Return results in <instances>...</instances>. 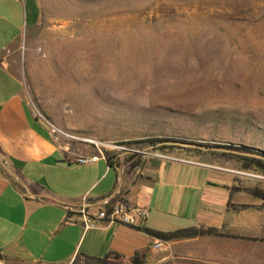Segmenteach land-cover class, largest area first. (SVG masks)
Returning a JSON list of instances; mask_svg holds the SVG:
<instances>
[{"label":"rangeland","instance_id":"374dc122","mask_svg":"<svg viewBox=\"0 0 264 264\" xmlns=\"http://www.w3.org/2000/svg\"><path fill=\"white\" fill-rule=\"evenodd\" d=\"M40 13L9 57L56 141L226 169L239 165L217 146L264 152V0H41Z\"/></svg>","mask_w":264,"mask_h":264},{"label":"crops","instance_id":"0c3cea01","mask_svg":"<svg viewBox=\"0 0 264 264\" xmlns=\"http://www.w3.org/2000/svg\"><path fill=\"white\" fill-rule=\"evenodd\" d=\"M40 8L41 0H0V264H69L76 255L107 254L117 256L111 264H131L135 253L141 264H264V205L248 193L262 189L259 174L156 157L130 171L101 158L77 165L93 149L75 152L38 124L9 55L22 32L38 28ZM118 199L146 210L140 229L64 223V206L93 212ZM189 228L217 236L162 242L144 233Z\"/></svg>","mask_w":264,"mask_h":264},{"label":"trees","instance_id":"16d2710c","mask_svg":"<svg viewBox=\"0 0 264 264\" xmlns=\"http://www.w3.org/2000/svg\"><path fill=\"white\" fill-rule=\"evenodd\" d=\"M130 144V143H129ZM135 145H142L146 144L152 148L155 147L156 144H159L157 140H147V141H138L133 142ZM204 149L209 151V148L204 147ZM216 149L222 150L221 154H217L219 157L224 158H235L239 169L252 171L256 174H259L264 179V152H260L257 150H252L249 148L241 147V146H231V145H224V146H217ZM213 155L212 153H209ZM104 159L108 167L116 166L118 169L123 168L126 171H130L134 167L139 166V159H137L136 155H128L122 156L119 158H114V156H108V154L103 153ZM134 160V163L130 164V161ZM250 195L254 198L260 200L264 205V183L263 187L260 190H250L248 191ZM147 236L156 239L158 241H170V240H179L185 238H192L196 236H217V234L213 230H202V229H195L189 228L186 230L175 231L172 233H159L154 231H145L144 232ZM117 256L111 254H107L102 258H93L87 256H80L76 255L73 260L69 264H111V261H115ZM131 264H141V261H138V254L135 253L131 259Z\"/></svg>","mask_w":264,"mask_h":264},{"label":"built area","instance_id":"2783aa9c","mask_svg":"<svg viewBox=\"0 0 264 264\" xmlns=\"http://www.w3.org/2000/svg\"><path fill=\"white\" fill-rule=\"evenodd\" d=\"M34 117L46 122L38 113ZM49 127L51 132H53V128L50 125ZM99 158L104 159V156L101 152L97 151L94 156L76 158L75 163L77 165H88L97 161ZM64 210L66 211L63 218L64 223L77 222L83 230L96 229L100 223L106 225L117 224L140 229L143 220L146 218V210L132 207L121 199L111 203H105L93 212H89L87 207H80L78 211L74 212L70 207L64 206ZM159 247V243L153 245V249H158Z\"/></svg>","mask_w":264,"mask_h":264},{"label":"water","instance_id":"95a60500","mask_svg":"<svg viewBox=\"0 0 264 264\" xmlns=\"http://www.w3.org/2000/svg\"><path fill=\"white\" fill-rule=\"evenodd\" d=\"M37 120V122H38V124L40 125V126H42L43 128H45L46 130H50V127H49V125L46 123V122H44V121H42V120H39V119H36ZM114 169L117 171L118 170V168L116 167V166H114Z\"/></svg>","mask_w":264,"mask_h":264}]
</instances>
